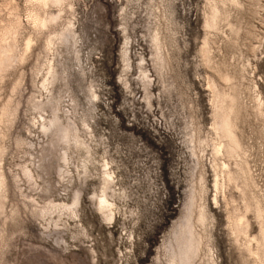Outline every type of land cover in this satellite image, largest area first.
Here are the masks:
<instances>
[{"label":"rangeland","instance_id":"obj_1","mask_svg":"<svg viewBox=\"0 0 264 264\" xmlns=\"http://www.w3.org/2000/svg\"><path fill=\"white\" fill-rule=\"evenodd\" d=\"M239 1L242 9L226 7L235 34L225 22L204 27L212 0H64L46 9L58 20L43 30L27 20L28 0H0V26L15 13L23 22L0 81V106L9 101L0 116V264H170L192 194L196 209L208 206L215 259L205 248L193 264H244L224 202L213 201L210 84L225 87L217 70L240 73L257 94H243L241 132L264 209V123L251 111L258 99L264 108V0L259 15ZM104 170L114 178L111 219L98 208ZM247 219L257 235V218Z\"/></svg>","mask_w":264,"mask_h":264},{"label":"bare ground","instance_id":"obj_2","mask_svg":"<svg viewBox=\"0 0 264 264\" xmlns=\"http://www.w3.org/2000/svg\"><path fill=\"white\" fill-rule=\"evenodd\" d=\"M63 1L64 0H28L29 5H27L28 8L26 9L27 11L26 15H27V20L33 24L30 25L32 27L34 26L37 30H43L49 28L48 26L54 24V21L58 16L54 15L55 13L54 14L48 13L46 9L50 6H55V7L60 6V4L63 3ZM251 1L256 6V8L253 10L254 13H257V15H259L260 13L258 14V9L261 7V10L260 9L259 10L262 11L264 7L262 8L260 0H251ZM210 4L211 5H210L209 13L204 21V27L208 30L215 31L219 28L221 22H225L229 25L230 29L235 34H238V29L232 26L229 22L230 14L226 7L227 5H231L232 7L234 6L241 8L242 4L240 3V1L212 0ZM7 6L14 11L17 8V5L15 4L14 1H9L7 3ZM14 17H12L14 19L13 21H10L7 24H2L0 26V81H2V78L4 77L6 71L10 67H12L16 57L15 51L18 50L16 49V38H18V36L21 34L23 22H21L20 19L21 16L19 17L18 14L15 13ZM34 31L36 32V30ZM207 39L204 40L200 52L202 54L204 63L206 65H210L211 64V56H210L211 52L209 47L210 42L208 43ZM32 41H34V39L32 40L31 36L26 37L25 48H24L26 51H28L31 48V44L33 43ZM50 42L51 40L47 41L45 45L46 48L50 46L49 45ZM260 44L261 41L260 43H258V45L261 47ZM251 47H252L251 51L252 49L253 50L257 49V47L255 46L254 47L251 46ZM48 50H50V47ZM123 54H125V51ZM18 55H19L18 59L22 61L24 59V55H20V54ZM18 59L17 61H19ZM50 68L48 67L49 70ZM242 70H244L243 73L245 74V69ZM217 72H218L217 77L221 80L223 85L225 84V87L217 86V84H215L214 81H211L210 83L212 88V104H211L212 118H213L212 132H214L215 134L212 153L215 156L213 157L214 160L215 159L217 160V162L214 163V166L212 168L213 170L212 174L214 177L212 182L213 183L212 188H214L213 201L214 204L218 205V202L220 201V197H221L222 199L221 201L224 202L223 209L225 213V222H226L225 228L227 229L228 232L227 236L228 235L230 236L233 245L236 247V249H238L242 263L247 264L248 260L252 258L255 261H258V263L260 262V264L261 263L264 264V209L261 204L262 202L258 197V193L256 194L255 191V181L254 178L252 177L250 165L247 159V154H248L247 148L245 147L242 138L243 131L241 132V125L243 122H245L246 117L248 115L247 114L248 106L246 107V103L243 102L244 99L242 97L243 94H245V92H246V96L247 94L248 95L250 94L249 91L250 87L248 89L246 87L243 88V86L241 85L243 82V81L241 82V80H243V78H242V74L240 73L235 75H230L225 71L222 72L220 70H217ZM51 75H52L51 77L54 79L55 74L53 73V69ZM256 97L254 96L252 97L251 95V99ZM254 103L256 104L253 105L254 108H251L253 109L251 111H253L254 117L256 116L258 119L260 118V120H262L264 123V108L261 99H258L257 102L254 101ZM8 115H9V101L3 103L0 106L1 119L8 117ZM218 159L220 162H218ZM0 174L2 175V172H0ZM1 175H0V211L3 206V201H5V199L3 200L4 196L2 194L3 192L2 187L4 183ZM113 181L114 178L112 177V174H110L108 171H105L103 173V178H102V182H103L102 192L101 195L97 197L98 208L103 215L104 214L107 215V216L104 215L105 218L108 217L107 219H111V216L114 213L112 209V206L114 205L109 202L108 199L110 197L107 198L108 196L106 194V191L110 189ZM200 189L203 193H207L206 192L207 188L205 190L204 185H202V188ZM228 190L230 191L229 198L226 197L227 195L226 192ZM232 191L237 192L239 194L238 197L239 202L236 200V197L232 194ZM4 198H6V196ZM196 198L197 197H194L192 194V197L190 198V204L187 207V212L183 217L184 221L180 222L179 224L180 226L179 239L175 237L176 240L179 241V243H177L178 246L177 250L174 251L172 255V259H170L171 260L170 264H193L194 260L199 258L200 253H202L201 251L205 248H206L205 250H207L205 252L208 254V256L206 253H204V255L206 254L207 257L210 256L209 258L212 260L213 263H215V259L213 258L214 251L213 248L210 247L211 245L209 244L210 238L209 239L206 238L208 234L207 235L204 234L207 226V221L210 218L209 217L210 212L208 206L203 203L201 205L199 203L198 204L199 206H197L196 209L195 208ZM202 201L205 202V200H201V202ZM63 207L66 208L67 206L65 205ZM248 212L253 213L255 215V218H257L258 220V233L255 236H251L248 232L249 229V221L247 219ZM210 261L208 260V262L211 264Z\"/></svg>","mask_w":264,"mask_h":264}]
</instances>
